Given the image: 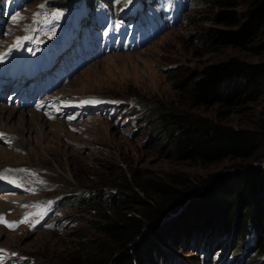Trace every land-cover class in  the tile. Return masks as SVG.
<instances>
[{"label":"rangeland","instance_id":"rangeland-1","mask_svg":"<svg viewBox=\"0 0 264 264\" xmlns=\"http://www.w3.org/2000/svg\"><path fill=\"white\" fill-rule=\"evenodd\" d=\"M46 1L49 0H26L17 20L7 26L6 37L20 35L32 19L45 12L41 5ZM142 1L146 10L140 29L133 31L129 20H123L125 37L140 40L138 48L93 59L51 93L62 94L66 98L64 104L72 105L71 108L50 120L30 109H14L17 113L11 117L6 111L1 112L0 123L6 125L11 135L20 136V140L11 149L0 146V167L25 166L27 180L14 184L17 187L14 195L0 194V217L13 208L16 211L3 218L7 223L0 222V250L3 246L21 259L33 258L41 264H84L87 240L101 237L93 227L95 211H119L117 193H134L141 200L148 194L149 199L160 205L161 198L147 193L144 180L169 182L172 176H177L172 185L175 189L195 187L206 191L218 185L220 195H228L227 189L237 185V166L258 164L257 157L264 156V90L253 99L234 98L228 93L224 99L216 96L202 99L192 89L209 67L233 59L264 65V24L262 30L245 40L250 11L257 0ZM129 4L127 0H111L107 7L110 13H117ZM52 9L50 15H60ZM225 13L230 15L226 21L221 18ZM237 39L240 41L236 42ZM85 100L121 105L126 102L134 108L135 115L129 118V112L123 108L83 112L73 105H85ZM156 110L260 133L262 147L246 158L224 157L207 163L179 158L156 126L157 116L151 112ZM19 112L25 114L26 120L19 119ZM262 157L259 160L263 164ZM82 189H99L113 197L105 196L104 202L95 200L96 204L84 209L64 206L59 213L53 212V218L59 222L54 221L53 230H47L50 200ZM21 195L22 206L15 207L17 201L11 198ZM35 201H39L38 207ZM17 213L29 217L26 224L32 230L10 231L4 226L13 222L12 216ZM45 214L46 224L40 225L39 218ZM163 220L166 223L168 218ZM218 225L214 231H210L209 225L193 229L186 240L180 238L171 246L173 254L184 264H200L198 253L190 251L189 244L192 241L194 246L198 245L200 236L207 235L211 241L222 240L219 244L225 240L223 249L229 258H237V264H264L263 241H257L252 250H245L243 247L250 243V238H241L231 224ZM171 233L168 231L166 236L170 238ZM166 240L172 244L173 239ZM20 258L7 250L0 251V264H21Z\"/></svg>","mask_w":264,"mask_h":264},{"label":"trees","instance_id":"trees-1","mask_svg":"<svg viewBox=\"0 0 264 264\" xmlns=\"http://www.w3.org/2000/svg\"><path fill=\"white\" fill-rule=\"evenodd\" d=\"M221 18L226 21L230 15L225 13ZM263 24L264 0H257L250 11L245 40L262 30ZM192 89L194 95L202 99L212 96L224 99L226 93L234 98L253 99L264 90V65L233 59L206 69ZM151 112L157 116L156 126L165 134L164 141L179 158L204 163L224 157L246 158L262 147L260 133L235 130L192 116ZM260 157L256 160L259 163ZM262 161L263 164L237 166V185L227 189L228 195H220L218 185L206 191L195 190V187L175 189L172 185L177 176H172L169 182L144 180L147 193L161 198L160 205L149 199L148 194L141 200L134 193H117L115 200L121 207L119 211H95L93 227L101 237L87 240L83 249L87 253L84 264H169L165 259L173 253L171 246L178 239L186 240L193 229H205L208 225L210 231H214L219 223L223 227L231 224L241 238H250V243L243 247L245 250L255 248L257 241L264 243V156ZM105 196L113 197L106 191L93 189L87 196L79 195L65 201L73 209H84L96 204L95 200L104 202ZM130 207L134 209L128 212ZM165 217L168 221L163 223ZM209 220L213 223L209 224ZM168 231L173 232L170 238L166 236ZM166 239H173L172 244ZM33 263L41 264L36 259Z\"/></svg>","mask_w":264,"mask_h":264},{"label":"bare ground","instance_id":"bare-ground-1","mask_svg":"<svg viewBox=\"0 0 264 264\" xmlns=\"http://www.w3.org/2000/svg\"><path fill=\"white\" fill-rule=\"evenodd\" d=\"M14 109L15 108H13V107L12 108H7V107H1L0 106V114H1V112L6 111L8 113V115L11 117L13 115H16V113H17ZM18 115H19V119L24 118V120H26L25 116H24L25 114L19 112ZM34 115H36V114H34ZM0 117H1V115H0ZM0 130L3 131V132H9V130L7 129L6 125L5 124H1V123H0Z\"/></svg>","mask_w":264,"mask_h":264},{"label":"snow or ice","instance_id":"snow-or-ice-1","mask_svg":"<svg viewBox=\"0 0 264 264\" xmlns=\"http://www.w3.org/2000/svg\"><path fill=\"white\" fill-rule=\"evenodd\" d=\"M127 2H128V3H131V0H127ZM41 7H43V5H41ZM23 39H30V37L18 38V39L14 42L13 47H19V46L21 45ZM86 102L99 103V101H86ZM0 135H3V134H0ZM28 218H29V217L26 216V217L24 218V220L20 221V223H26L27 220H28ZM0 222L7 223V222H5V221L3 220L2 217H0ZM7 226H8V227H12V228H14L16 225H15V224H8ZM0 251H3V250H0Z\"/></svg>","mask_w":264,"mask_h":264},{"label":"water","instance_id":"water-1","mask_svg":"<svg viewBox=\"0 0 264 264\" xmlns=\"http://www.w3.org/2000/svg\"><path fill=\"white\" fill-rule=\"evenodd\" d=\"M253 248H250L249 250H252ZM222 254L224 255L225 254V251L222 252Z\"/></svg>","mask_w":264,"mask_h":264}]
</instances>
